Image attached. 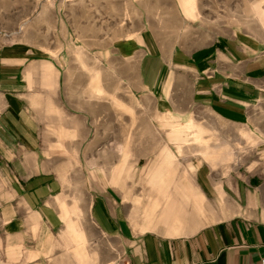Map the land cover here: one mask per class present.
I'll list each match as a JSON object with an SVG mask.
<instances>
[{"label": "crops", "instance_id": "obj_1", "mask_svg": "<svg viewBox=\"0 0 264 264\" xmlns=\"http://www.w3.org/2000/svg\"><path fill=\"white\" fill-rule=\"evenodd\" d=\"M155 7H142V27L123 30L97 50L110 52L114 74L125 79L129 96L148 115L149 105L158 115L204 106L224 122L247 120L250 107L264 100V31L261 36L241 28L214 30L199 16L188 17L181 4L169 21L168 6ZM156 13L165 22L159 29L152 21ZM27 54L0 43V264H262L264 171L233 174L207 162L195 171V199L183 190L188 186L182 175L176 179V169L174 176L161 169L169 172L165 180H148V187L166 189L157 210L181 205L191 213L179 232L161 221H179L181 215L169 218L161 210L159 222H149L140 208L131 212L120 188L133 185L118 182L119 174L115 183H87L81 210L71 217L81 226L75 236L86 234L95 260L78 255L81 242L71 241L74 231L62 210L64 200L71 205L74 198L64 182L70 169L59 157L72 152H61L59 145L84 155L87 118L61 100L65 89L55 63ZM201 198L209 214L218 205V216L205 224L188 206Z\"/></svg>", "mask_w": 264, "mask_h": 264}, {"label": "rangeland", "instance_id": "obj_2", "mask_svg": "<svg viewBox=\"0 0 264 264\" xmlns=\"http://www.w3.org/2000/svg\"><path fill=\"white\" fill-rule=\"evenodd\" d=\"M160 4L168 6L169 21L175 20L181 4L188 17L199 16L202 25L214 30L241 28L261 36L264 31V0H0V43L13 44L31 57L51 59L65 89L61 100L73 113L82 112L87 118L84 155L59 145L61 152H72L59 158L70 169L64 182L74 202L68 205L64 200L62 210L73 231L81 227L71 215L81 210L78 203L86 199L85 185L91 181L115 183L116 173L118 182L133 185L120 188L131 212L140 208L149 222H159L162 211L169 218L181 215L179 221H161L170 232H179L191 213L181 205L157 210L163 205L157 200L165 196L166 189L148 187L150 179L169 178V172L161 169L173 170V176L176 169V179L182 175L188 186L183 190L193 193L190 199L199 196L195 171L201 163L246 176L264 171V100L250 107L243 123L224 122L204 106L189 107L183 115H158L149 105L151 114H144L143 106L129 96L125 79L114 74L110 52L97 51L103 41L107 48L123 30L142 27V7L153 10ZM152 21L158 29L165 25L159 13ZM58 132L64 131L60 128ZM177 132L182 138H174ZM155 167L156 172L149 171ZM202 201L188 205L203 218L199 224L218 216V205L209 214ZM71 239L81 242L78 255H86L89 262L95 260L86 234L75 236L74 231ZM75 249L79 251V246Z\"/></svg>", "mask_w": 264, "mask_h": 264}, {"label": "built area", "instance_id": "obj_3", "mask_svg": "<svg viewBox=\"0 0 264 264\" xmlns=\"http://www.w3.org/2000/svg\"><path fill=\"white\" fill-rule=\"evenodd\" d=\"M263 92H264V88H263ZM260 102V101H259ZM262 264H264V256L262 258Z\"/></svg>", "mask_w": 264, "mask_h": 264}]
</instances>
